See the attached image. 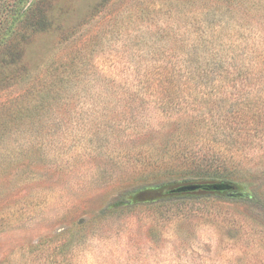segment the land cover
I'll use <instances>...</instances> for the list:
<instances>
[{
    "label": "rangeland",
    "instance_id": "rangeland-1",
    "mask_svg": "<svg viewBox=\"0 0 264 264\" xmlns=\"http://www.w3.org/2000/svg\"><path fill=\"white\" fill-rule=\"evenodd\" d=\"M20 12L0 264H264V0H0ZM221 183L237 193L135 202Z\"/></svg>",
    "mask_w": 264,
    "mask_h": 264
},
{
    "label": "trees",
    "instance_id": "trees-1",
    "mask_svg": "<svg viewBox=\"0 0 264 264\" xmlns=\"http://www.w3.org/2000/svg\"><path fill=\"white\" fill-rule=\"evenodd\" d=\"M23 15H24V12H20L16 15H13V16L9 15V17H10V19L8 20V21H10L9 23L7 22V20H5V19H8V16H5L4 19H0V30L2 29V31H0V45L3 44L4 41H6L10 37H12V35L14 33L13 26H15L16 22L19 19H21V17ZM5 24H6V26L4 28ZM195 154L196 153L193 154L191 151H187L185 149L184 152H182V153L178 152V153L174 154L172 157H173V160L176 161L179 165H185V167L194 166L196 169H201L199 167V165H196L198 163H196V161H195V159H196ZM210 158L212 159L213 162H216L219 164L218 166L214 165V169L217 170L220 168L221 169L224 168L225 163L221 159L220 156H217L216 154H211ZM204 167H207V169H210L211 165H209V166L207 165ZM221 184H223V183H221ZM201 185H206V184H201ZM160 186H156V187L148 188V189H143V190L136 192L135 197H136V199H138V201H135V202L136 203H139V202L154 203V202H157L159 200H166V199H172V198H193V197H197V196H199V197L200 196L213 197V196L226 194V193L230 192V191H206V190L177 192L176 190H178L181 187L175 186L172 188H165L166 187L165 186L164 189L161 190L162 187H160ZM232 189L234 192L237 193V190L235 187H233ZM237 195L240 196V193ZM242 195L241 196L244 197V194H242ZM142 199H144V201H142Z\"/></svg>",
    "mask_w": 264,
    "mask_h": 264
},
{
    "label": "water",
    "instance_id": "water-1",
    "mask_svg": "<svg viewBox=\"0 0 264 264\" xmlns=\"http://www.w3.org/2000/svg\"><path fill=\"white\" fill-rule=\"evenodd\" d=\"M230 189H232V187L226 184H206V185L193 184V185L183 186L176 191L177 192L194 191V190L227 191Z\"/></svg>",
    "mask_w": 264,
    "mask_h": 264
}]
</instances>
